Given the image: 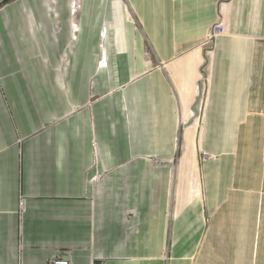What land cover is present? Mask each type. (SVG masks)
<instances>
[{"label":"crops","instance_id":"1","mask_svg":"<svg viewBox=\"0 0 264 264\" xmlns=\"http://www.w3.org/2000/svg\"><path fill=\"white\" fill-rule=\"evenodd\" d=\"M63 253L264 264V0H0V264Z\"/></svg>","mask_w":264,"mask_h":264},{"label":"built area","instance_id":"2","mask_svg":"<svg viewBox=\"0 0 264 264\" xmlns=\"http://www.w3.org/2000/svg\"><path fill=\"white\" fill-rule=\"evenodd\" d=\"M223 33H224L223 21L222 19H218L217 22L209 29V31L206 34L205 42L203 45L204 47L207 48L206 52H209L210 47H212L215 39L223 35ZM48 264H71V263L69 258L63 253L51 257L48 260Z\"/></svg>","mask_w":264,"mask_h":264},{"label":"rangeland","instance_id":"3","mask_svg":"<svg viewBox=\"0 0 264 264\" xmlns=\"http://www.w3.org/2000/svg\"><path fill=\"white\" fill-rule=\"evenodd\" d=\"M201 156L203 157V159L208 158V156L206 154H202Z\"/></svg>","mask_w":264,"mask_h":264}]
</instances>
